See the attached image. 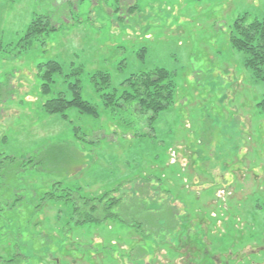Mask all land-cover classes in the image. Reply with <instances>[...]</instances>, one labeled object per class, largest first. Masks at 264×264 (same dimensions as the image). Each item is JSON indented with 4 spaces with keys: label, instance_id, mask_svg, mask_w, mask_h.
Returning a JSON list of instances; mask_svg holds the SVG:
<instances>
[{
    "label": "rangeland",
    "instance_id": "rangeland-1",
    "mask_svg": "<svg viewBox=\"0 0 264 264\" xmlns=\"http://www.w3.org/2000/svg\"><path fill=\"white\" fill-rule=\"evenodd\" d=\"M244 13L264 0H0V264H264V79L230 42ZM37 15L54 29L21 40ZM47 60L79 67L97 116L44 111ZM154 67L175 85L154 119L100 103L96 72ZM117 184L113 214L75 223L89 210L68 191Z\"/></svg>",
    "mask_w": 264,
    "mask_h": 264
},
{
    "label": "trees",
    "instance_id": "trees-1",
    "mask_svg": "<svg viewBox=\"0 0 264 264\" xmlns=\"http://www.w3.org/2000/svg\"><path fill=\"white\" fill-rule=\"evenodd\" d=\"M134 5V4H132ZM130 5L129 7H133ZM247 14L238 16L232 23V31L230 32V42L232 46L244 53L243 63L250 68L256 80L264 79V16L254 18L251 21H246ZM47 17L37 15L30 22L26 33L21 40L35 38L40 31L53 30L54 27L49 25ZM48 24L49 27H46ZM28 42V41H27ZM67 73L62 71V67L58 61L47 60L38 64V75L41 80V93L45 95L42 101V107L48 114H59L66 117L64 110L68 107H75L77 111L83 114L98 115V107L95 102H89L80 96V79L77 76L79 67H72ZM59 75L62 81L57 82L54 76ZM99 75V77H97ZM93 88L103 107L110 110H124L136 108L138 113H149V119H154L159 111L166 108L173 102L175 85L171 78V74L164 68L154 67L152 69L141 70L136 73H131L126 78L122 79L116 85L112 84L107 72L98 71L93 77ZM64 83V85H62ZM64 87L63 89L58 88ZM57 87V88H56ZM51 93V94H50ZM50 94V95H48ZM261 109L264 110V98L258 103ZM30 159V158H28ZM149 178L147 177V181ZM157 182L160 186V178H152V181ZM58 182H52L55 184ZM50 184V183H49ZM50 184V185H52ZM117 184L110 191L101 193L96 197H82L77 191H68L65 196L74 199L77 196L82 199V206L89 210L85 217L76 221V224H81L85 220H101L106 218V214H113L109 210L116 207L119 203L126 199L123 194H119ZM161 188V186H160ZM144 197L148 196L146 190L140 192L135 190ZM168 192V190H166ZM164 192L159 199L165 200ZM47 198H58L50 192H45ZM139 198L137 194H134ZM129 197V196H128ZM127 197V198H128ZM21 200L20 197H16ZM169 205L167 208L175 207L174 200L168 199ZM168 204V203H167ZM183 210L186 205H182ZM185 214V212L183 213ZM184 215H179L183 217ZM114 217V216H113ZM184 218V217H183ZM192 231V230H191ZM190 231V232H191Z\"/></svg>",
    "mask_w": 264,
    "mask_h": 264
}]
</instances>
